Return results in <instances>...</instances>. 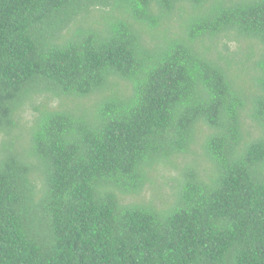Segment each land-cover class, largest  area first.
Listing matches in <instances>:
<instances>
[{"label": "trees", "instance_id": "1", "mask_svg": "<svg viewBox=\"0 0 264 264\" xmlns=\"http://www.w3.org/2000/svg\"><path fill=\"white\" fill-rule=\"evenodd\" d=\"M0 264H264V0H0Z\"/></svg>", "mask_w": 264, "mask_h": 264}, {"label": "rangeland", "instance_id": "2", "mask_svg": "<svg viewBox=\"0 0 264 264\" xmlns=\"http://www.w3.org/2000/svg\"><path fill=\"white\" fill-rule=\"evenodd\" d=\"M229 45H230V47H234V45L232 43H229ZM178 161L181 162L182 158H179ZM176 174H177V171L174 168H171V167L164 168L163 166H158V168L155 172L156 177H158L159 183L167 181L169 177L176 175ZM165 190H166L168 195L172 196V193L174 192V188L172 186H170L169 184L166 185ZM142 194L143 195L141 198L144 200L145 199L150 200L152 197V194L150 192L145 193V194L143 192Z\"/></svg>", "mask_w": 264, "mask_h": 264}]
</instances>
